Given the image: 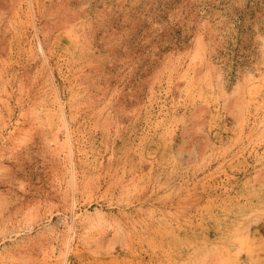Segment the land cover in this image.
I'll return each instance as SVG.
<instances>
[{
    "label": "rangeland",
    "instance_id": "1",
    "mask_svg": "<svg viewBox=\"0 0 264 264\" xmlns=\"http://www.w3.org/2000/svg\"><path fill=\"white\" fill-rule=\"evenodd\" d=\"M0 264H264V0H0Z\"/></svg>",
    "mask_w": 264,
    "mask_h": 264
}]
</instances>
